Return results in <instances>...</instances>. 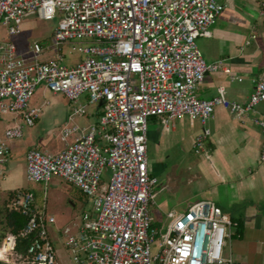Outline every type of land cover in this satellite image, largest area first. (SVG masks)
Instances as JSON below:
<instances>
[{"label":"built area","instance_id":"obj_1","mask_svg":"<svg viewBox=\"0 0 264 264\" xmlns=\"http://www.w3.org/2000/svg\"><path fill=\"white\" fill-rule=\"evenodd\" d=\"M223 9L216 0H0V24L9 36L18 34L19 22L35 12L42 20L58 19L51 44L33 43V55L0 41V115L11 114L13 121L0 137V178L8 141L22 137L23 125L31 127L41 112L29 104L36 87L42 84L76 102L59 130L62 138L74 139L56 153L30 147L24 168L27 181L46 185L52 177L61 178L91 203L78 223L56 230L71 264L231 263L222 251L233 222L211 202H194L173 217L168 213L165 228L153 225L149 206L158 180L148 170L146 155L149 117H162L167 124L176 118L197 120L202 129L193 149L199 153L216 106L241 118L264 102L262 79L255 81L245 105L229 100L224 88L210 99L195 95L207 72L230 73L222 59L206 64L196 45L197 37L210 36ZM258 16L264 29V0H259ZM82 40L89 43L72 46ZM62 45L76 49L80 58L65 63ZM48 48L53 55L39 58ZM84 94L88 102H78ZM89 105L96 107L97 120L80 126L76 119ZM257 124L263 135L259 161L264 162V116ZM7 207L26 217L20 234L30 239L19 253L15 234L7 232L0 261L59 264L49 229L54 218L35 207L33 193L16 191Z\"/></svg>","mask_w":264,"mask_h":264},{"label":"crops","instance_id":"obj_2","mask_svg":"<svg viewBox=\"0 0 264 264\" xmlns=\"http://www.w3.org/2000/svg\"><path fill=\"white\" fill-rule=\"evenodd\" d=\"M216 1L224 5V9L210 26V36L197 37L196 45L206 64L222 59L230 73L207 72L198 83L195 95L200 99H210L218 94L220 88H224L229 100L245 105L255 81L264 80V29L258 16L259 0ZM251 35L256 37L252 38ZM17 50L22 55L30 54L21 52L18 47ZM52 55L53 50L48 48L39 55V58L44 56L41 59H45ZM43 91L50 100L56 99L60 101L59 103L67 101L69 106L67 104V109L61 111L60 124H57L56 113L53 112L55 119L51 118L46 122L44 134L23 152L20 166L23 176L26 151L30 147L47 151L42 147L49 143L57 125L60 130L66 123V118L76 103L66 100L60 94H53L46 88ZM29 104L32 107H41L39 116L43 115L46 107H49L48 100H44L38 106L31 105L30 102ZM90 106L92 109L96 108L89 105L85 114L76 119L80 126L95 121L89 111ZM50 111L49 109L48 113ZM262 116L264 102L254 105L244 112L241 118L226 108L216 106L206 121L209 134L203 141L202 151L196 153L199 159L192 176L196 180L195 185L197 184L201 199L195 202L207 201L215 204L233 222L226 256L231 259L230 264H264V162L259 161L263 135L257 124ZM201 129L202 126L197 120L188 118H176L168 124L164 123L162 117L151 118L147 125L146 141L149 172L153 175L158 166L163 165L164 154L170 150L185 149L194 152L193 140ZM73 139L74 136L68 137L65 143ZM149 140L155 144V156L151 161L148 157ZM10 142L8 141L9 153ZM158 184L159 181L157 186ZM29 191L34 195L33 191ZM35 207L40 210L36 205ZM78 221L71 219L68 223L55 226L54 220L49 229L51 240L56 247L58 246L54 240V236H57L56 230Z\"/></svg>","mask_w":264,"mask_h":264},{"label":"rangeland","instance_id":"obj_3","mask_svg":"<svg viewBox=\"0 0 264 264\" xmlns=\"http://www.w3.org/2000/svg\"><path fill=\"white\" fill-rule=\"evenodd\" d=\"M57 18L53 20H42L38 17L37 13L26 16L19 22L20 32L16 35L9 36L6 32V28L0 24V41L12 42L20 49L21 52H29L33 55L29 49L33 43L38 42L40 45L45 46L51 44L52 30L57 25ZM89 43L87 40L73 41L72 46L77 48L79 45ZM64 53V62L73 63L80 58L76 49L70 50L69 45H62L60 48ZM29 54V55H31ZM48 56V55H47ZM46 56V57H47ZM44 58V56H41ZM134 77V75L132 76ZM45 88L42 84H39L30 99L31 105L38 106L44 100L49 101V107H46L43 115L39 116L34 125L31 127L23 125V135L18 139L10 140L11 151L7 163L4 166V176L0 178V245L4 241L7 233L2 226V213L6 210L8 190L15 189L16 191L31 190L35 195V205L44 212L47 216H52L55 220V226L68 223L71 219L79 220L82 213L90 210L91 203L88 198L81 194V192L71 184L63 181L61 178L52 177L51 180L45 185L43 183H34L26 180L22 175L20 166L22 164L23 152L29 147L32 142L37 140L44 134V125L46 122L54 118L56 113V122L60 124L63 110H66L69 106L67 101L59 103V100L49 99L46 95ZM53 95V94H52ZM62 97V96H61ZM64 98V97H63ZM80 103H87L88 97L86 94L80 96L78 99ZM68 104V106H67ZM51 110L48 113V110ZM89 111L93 114L95 121L97 120L94 114V109L89 107ZM47 112V113H46ZM53 112H55L53 114ZM58 113V114H57ZM151 118L149 117L148 123ZM94 121V122H95ZM12 115L3 114L0 115V137L3 136V131L8 124H11ZM53 132L52 138L49 143L42 147L49 153H56L64 147V143L68 138H62L59 136V125H57ZM155 144L152 140L148 142V157L149 161L155 156ZM163 165L158 166L156 172L153 175L157 177L159 181L158 186L155 187L156 196L153 202L149 206V211L154 219L153 225L155 227L165 228L169 223L171 217H168L169 213L172 217L185 212L189 205L196 200L201 199V196L195 185V179L192 174L198 162V154L193 150L181 151L170 150L164 154ZM110 172L107 168L103 171V180L107 181ZM54 240L58 243L59 249V264H71L66 257L65 251L61 247L57 236H54ZM156 240L151 246V252L157 251ZM229 241L226 239V245L223 247L222 255L227 256ZM2 246H0V254Z\"/></svg>","mask_w":264,"mask_h":264},{"label":"trees","instance_id":"obj_4","mask_svg":"<svg viewBox=\"0 0 264 264\" xmlns=\"http://www.w3.org/2000/svg\"><path fill=\"white\" fill-rule=\"evenodd\" d=\"M16 192V190H9V194L7 195V202L9 201L10 197ZM7 207V206H6ZM2 226L4 230L7 232L13 233L16 236L15 240V251L22 253L27 248L29 244V237L25 235H21V229L23 228L26 217L21 214L19 210L6 208V210L2 213ZM0 264H8L5 262H1Z\"/></svg>","mask_w":264,"mask_h":264}]
</instances>
